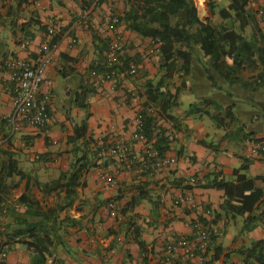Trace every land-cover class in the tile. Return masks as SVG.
Here are the masks:
<instances>
[{
    "label": "crops",
    "instance_id": "obj_1",
    "mask_svg": "<svg viewBox=\"0 0 264 264\" xmlns=\"http://www.w3.org/2000/svg\"><path fill=\"white\" fill-rule=\"evenodd\" d=\"M130 1L33 0L27 10L37 9L42 24L58 23L56 32H61L42 85L43 90L52 91L54 120L46 128L24 124L13 130L10 122L3 121L13 106L6 88L7 62L13 57L37 61L50 37L43 28L32 26L34 35L26 43L21 21L16 22L18 17L10 12L17 0H0V161L12 155L27 174L24 179L15 174L7 180L18 184L11 190L12 198L29 188L43 205L55 203L54 195L45 199L38 191L34 178L47 181L67 170L72 155L70 139L75 127L87 117L88 146L105 149L94 156V161L101 157L102 163L84 172L73 206L62 211L63 242L52 248L47 264H180L183 248L169 252L168 245L193 237L192 225L198 219L213 231V264H241V250L264 238V215L256 226L243 231V216L224 208L225 190L201 183L218 174L230 179L235 168L246 164L248 175L256 177L255 186L263 192L255 210L260 213L264 207V154L249 156L251 144L226 138L209 116L197 114L183 118L184 127L167 152L176 157L175 163L157 168L147 159L144 141L133 138L137 114L143 107L136 91L147 78L155 76L161 57L157 54L150 59L146 50L153 42L119 19ZM198 1L203 4L205 0ZM26 12H21L20 18ZM116 35L124 41L123 59L135 62L138 71H149L147 77L129 76L120 68L117 76L105 77L109 45ZM102 40L108 41L107 49H102ZM93 70L99 75H93ZM187 108L176 113L181 115ZM251 125L257 138L264 139V121ZM116 142L130 146L129 157L120 168L106 151ZM103 171L114 173L117 185L107 183ZM191 177H196L197 183L190 182ZM181 195L210 208L211 213L194 210L190 201L176 203ZM111 200L117 204L116 216L106 207ZM7 220L0 215V232ZM4 247L9 248V255L2 264L30 263L31 254L22 243ZM217 247L220 255L215 259Z\"/></svg>",
    "mask_w": 264,
    "mask_h": 264
},
{
    "label": "trees",
    "instance_id": "obj_2",
    "mask_svg": "<svg viewBox=\"0 0 264 264\" xmlns=\"http://www.w3.org/2000/svg\"><path fill=\"white\" fill-rule=\"evenodd\" d=\"M219 1L207 0L212 16L219 15L218 21L200 19L196 0H131L128 10L119 17L129 29L160 44L158 71L147 78L138 95L143 105L144 132L148 139H154L161 156L167 155L173 138L170 128L160 121L178 132L184 127L183 118L197 114L209 116L232 141L252 144L260 140L251 124L264 121V17H258L252 0H229L222 7H218ZM32 3L17 0L10 11L18 17L16 22L21 21L26 40L34 35L32 26L43 28L48 35L49 26L42 24L37 9L27 10ZM23 11H28L27 15L20 18ZM60 37L61 32H55L51 45ZM100 42L102 49L108 48V41ZM183 91H189L195 100L179 115L175 110L181 105ZM244 104L247 106L243 108ZM148 107L156 113L148 112ZM3 121L9 122L7 118ZM87 127L86 117L74 129L67 170L47 181L34 178L45 199L55 196L53 205H43L29 188L13 199L11 190L18 184L7 180L15 174L24 179L27 174L12 155L0 161V215L8 219L0 232V249L20 242L31 254L29 264H47L52 248L63 242L60 231L64 221L60 215L73 206L84 172L102 163L101 157L94 161L100 147L89 148ZM199 143L213 146L206 140ZM247 170L243 164L233 170L230 179L218 174L201 183L225 190L224 208L243 216V231L256 226L264 215L255 213L263 192L256 188V177L248 175ZM241 254V264H264V238L252 241ZM219 255L217 247L215 259Z\"/></svg>",
    "mask_w": 264,
    "mask_h": 264
},
{
    "label": "built area",
    "instance_id": "obj_3",
    "mask_svg": "<svg viewBox=\"0 0 264 264\" xmlns=\"http://www.w3.org/2000/svg\"><path fill=\"white\" fill-rule=\"evenodd\" d=\"M253 3L261 1L262 3L256 7L258 10V17H264V0H252ZM114 20L117 21V18ZM59 27L58 23H52L48 28V36L56 32ZM50 38L47 40V47L40 49V57L37 61H28L26 59L13 57L7 62L9 69V78L6 82V88L11 94L12 111L7 115L13 130L18 129L21 125L28 124L39 128H46L53 120L54 116L51 110L52 91L43 90L42 85L46 81V69L48 64L52 61L54 50L58 43L51 45ZM76 39H73L75 42ZM28 43V40L27 42ZM124 41L120 36H115L109 45L108 50V67L109 70L105 74L106 78H113L119 74L118 68L124 74L129 76H136L138 74V65L133 62H126L123 57ZM160 49L159 43H153V46L148 48L147 54L158 53ZM92 74L99 75L97 70H93ZM140 99L139 95H136ZM148 112L155 114L156 110L152 107L147 108ZM133 138L144 141L145 154L147 159L152 162L155 167L163 168L176 162L175 156H161L154 146V139H148L144 132L142 108L137 114L136 127L133 132ZM105 151L104 148L100 152ZM117 162V168H120L127 160L130 153V146L123 142H116L108 147L106 150ZM264 139L259 140L250 145L248 150L249 156L263 154ZM102 178L111 186L117 185V179L114 173L109 171L102 172ZM190 182L197 183L196 177H191ZM183 201H190L194 210L204 209L206 214L211 213L210 208H204L202 204L193 201L189 196L181 195L176 200V203ZM108 211L112 216L117 215V204L111 200L106 205ZM264 213V207L262 209ZM193 237L181 238L177 243H170L168 251L172 252L178 246L184 250V259L180 264H213V252L211 251V228L205 224L201 219L193 223ZM9 255V248L3 247L0 249V264H2Z\"/></svg>",
    "mask_w": 264,
    "mask_h": 264
},
{
    "label": "rangeland",
    "instance_id": "obj_4",
    "mask_svg": "<svg viewBox=\"0 0 264 264\" xmlns=\"http://www.w3.org/2000/svg\"><path fill=\"white\" fill-rule=\"evenodd\" d=\"M196 2H197V5H198V8H199L200 16L203 17V20H205V19H207V18H212L214 21H218V20H220V17H219V15H218L217 13H216L215 15L212 16L210 10H209L208 7H207V0H205L203 4L199 3L198 0H196ZM228 2H229V0H220L219 3H218V7H222V6L226 5ZM261 3H262L261 1H256L253 5H254V7L256 8V7L259 6ZM151 46H153V43L150 45V47H151ZM150 47H149V48H150ZM146 51H147V50H146ZM146 54H147V53H146ZM157 54H159V53H152V54L149 53V54H147V56H150V59H151V58H153L154 55H157ZM148 73H149V71H146L145 69H139V71H138V75L141 76L142 78L147 77V76L149 75ZM137 94H138V89H137V91H136V95H137ZM194 97H195V96H194L193 94H190L189 91H183L182 94H181V96H180L181 105H180V107H178V108L175 110V112L178 111V109L181 110V109H183L184 107L188 106V105L190 104V102H192V101L195 100ZM246 106H247V105L244 104V105H243V108L246 107ZM208 120L211 121L210 118H208ZM161 123H162V125H165V127H169V128L171 127V126L167 125L168 123H166V122H164V121H162V120H161ZM252 127H253V126H252ZM170 130H171V132H172V137H173V139L175 140V139L177 138V137H176L177 132H175L172 128H170Z\"/></svg>",
    "mask_w": 264,
    "mask_h": 264
},
{
    "label": "water",
    "instance_id": "obj_5",
    "mask_svg": "<svg viewBox=\"0 0 264 264\" xmlns=\"http://www.w3.org/2000/svg\"><path fill=\"white\" fill-rule=\"evenodd\" d=\"M200 19H202V20H203V17H202V16H200Z\"/></svg>",
    "mask_w": 264,
    "mask_h": 264
}]
</instances>
